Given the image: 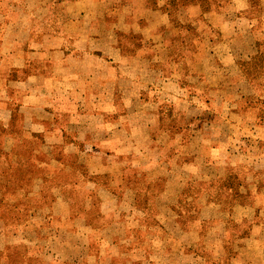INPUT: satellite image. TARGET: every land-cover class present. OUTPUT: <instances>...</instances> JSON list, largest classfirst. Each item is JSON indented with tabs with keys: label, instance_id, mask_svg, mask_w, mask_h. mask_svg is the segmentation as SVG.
Listing matches in <instances>:
<instances>
[{
	"label": "crops",
	"instance_id": "0c3cea01",
	"mask_svg": "<svg viewBox=\"0 0 264 264\" xmlns=\"http://www.w3.org/2000/svg\"><path fill=\"white\" fill-rule=\"evenodd\" d=\"M0 1V27L23 17L43 28L26 41L30 69L13 63L4 74L12 79L7 105H59L66 124L77 119L73 107H94L77 133L49 119L51 129L32 137L29 156L17 157L26 186L38 174L60 219L56 244L25 240L24 251L37 243L49 253L53 245L71 252L82 245L94 264H247L248 252L264 254V96L257 92L264 24L241 29L244 0ZM71 73H94L86 101L48 102L47 85L52 96L63 92L56 86L65 79L54 77ZM21 78L27 89L19 99ZM10 229L0 251L18 239ZM62 233L71 240L59 241ZM25 262L10 256L0 264Z\"/></svg>",
	"mask_w": 264,
	"mask_h": 264
},
{
	"label": "rangeland",
	"instance_id": "374dc122",
	"mask_svg": "<svg viewBox=\"0 0 264 264\" xmlns=\"http://www.w3.org/2000/svg\"><path fill=\"white\" fill-rule=\"evenodd\" d=\"M20 1H22V4H24L23 0ZM194 1L196 2L198 0ZM219 2L220 0H212L211 3L218 4ZM249 2L253 3V7H248V5L243 1V5L240 8L241 17L245 16L247 13H251L253 16L252 19H254L255 23L262 28L264 24V14L260 16L257 14L256 10L264 8V0H249ZM257 4L258 6L256 7ZM3 7L8 8L7 4H3ZM2 15L7 18H3L4 22H9L8 19L10 18V14L8 9L2 10ZM25 24L26 21L22 17L12 26L0 27V36H6L5 38L0 37V49L1 46H3L2 51H4L0 57V72H2L0 73V215H3V217L0 219V221H3L2 226H0V229H2L0 231V244L6 245V243L10 241V235L12 231L5 229L8 228L11 230L10 228L13 227V231L17 232L19 230L20 232V234L17 232L18 239L15 240L16 243L12 247H8V252H3L2 250L0 251V261L2 260L5 262V260L11 256L14 262L26 260L25 264H94V260L91 262V259H89L90 252L85 251L82 248V245L80 246V251L77 252H71L70 249L67 251L66 248L53 245V249L49 253L45 247L41 249L40 244L38 243L34 244L36 245L35 247L31 245V251L28 252L27 249L24 251V249L21 248L23 243H27L25 240L36 243L39 242V238H42L44 242L46 241L45 244L50 243L48 244L50 249L52 244L57 243L55 230H57L58 224L56 221L60 222V219H54L53 217V213L56 211V209H54L52 204L49 205V203L46 202L47 195L44 193V187L38 186V182H42V178H39L38 174L35 176V180L38 181L34 180V185L26 186L25 182L27 181L26 179L28 177L26 178L24 175V163L20 162L21 158L17 157L27 158L29 156L31 153V149L29 148L30 141H34L32 137L39 136L41 134V129H51L50 125L52 124L47 123L51 122L49 119L54 120V126L65 131H71L72 129L73 131L71 132L74 133L83 126L87 125L84 122V115L90 117V114L94 113V107H73L71 116L76 117L77 119H73L71 123L66 124V122L63 123V116L66 115L65 107L59 105L56 107L37 105L31 108H20L13 107L10 104L7 105L5 100L6 97L7 99L10 98L11 92H9V89L6 88L11 86L12 79L9 75L4 74L13 65V63L15 65H19L25 71L30 69L31 64L34 62V53H32L31 46L30 44H26V41L35 40L40 32L43 31L42 27L38 28ZM262 37H264V34L261 36V38ZM14 54H18V57L12 58ZM87 68L90 71L92 70L91 66H87ZM75 70V66H73L71 71L75 72ZM92 77L94 78V73ZM92 77L87 79L86 75H76L75 73L68 74V76L65 77L56 75L54 78L65 79L62 83L56 81V87L62 89L63 92L57 90V95L55 94L52 96L50 91L51 86L47 85V87H49V91L47 94L42 93L43 97L46 95L48 102L51 101L52 97L62 99L64 96L65 98L79 96V99L86 101V96L90 95L89 86L91 83L94 84V81H91ZM259 84H264V76L257 81V85ZM64 87L68 89L66 90ZM79 88H82L83 91L77 94ZM15 89H18V98H22V93L19 89H27L25 80H23V78H21L17 86H15ZM26 92L27 91H25V93ZM39 99L40 98L36 97V103L42 104L43 101H40ZM101 110L102 112L100 114H104V116H106L107 109L102 108ZM17 118L25 119V123H19ZM59 119L62 121L59 122ZM13 130L19 131L21 137H19V135L16 133L14 134ZM24 135H27V137ZM79 140L81 142H85L86 144H90L91 141L88 139L85 140L82 137ZM76 141L78 142V139H76ZM34 174L35 173L32 172L31 176H29V179L33 180ZM67 176L71 178V175ZM259 180L261 184L260 187H264V184L262 183L263 179L261 180V178H259ZM41 211L47 213V220H49V222L46 223L45 218L38 217L39 215H43ZM33 216L34 218H32ZM30 224L34 225V229L29 227ZM61 235L62 237L59 238V241L61 242H69L72 238V236L63 233ZM69 247L70 246H68V248ZM83 247L85 248L86 245L83 244ZM44 249L46 253L44 252ZM261 249L257 250V253L259 254H257L259 256L258 261L252 262V260L255 259V256L257 255L251 256L248 252L243 262L247 264H262V256L264 254H261ZM42 252L47 255V258L46 256L42 255ZM75 255L78 257L76 263L74 261L75 259L71 260L75 257ZM62 257L67 258L65 262L63 260L64 258Z\"/></svg>",
	"mask_w": 264,
	"mask_h": 264
},
{
	"label": "trees",
	"instance_id": "16d2710c",
	"mask_svg": "<svg viewBox=\"0 0 264 264\" xmlns=\"http://www.w3.org/2000/svg\"><path fill=\"white\" fill-rule=\"evenodd\" d=\"M244 2L248 5V7L250 6L253 7V3L249 2V0H244ZM243 5V4H242ZM258 6V4L256 5V7ZM257 11V14L262 16L264 14V8H260V10H256ZM252 15L251 13H247L245 16H240L239 15V18L241 19L240 22H241V29L242 30H245V31H251L257 27H259L256 23H255V20L252 19ZM258 48H259V51H260V55L262 57V59H264V37L261 38V35L259 36L258 38ZM257 92L259 94H261L262 96H264V84H259L257 85Z\"/></svg>",
	"mask_w": 264,
	"mask_h": 264
}]
</instances>
